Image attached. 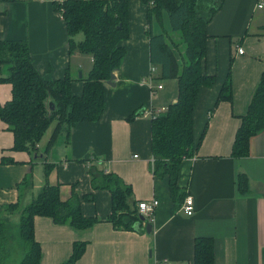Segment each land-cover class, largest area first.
I'll return each mask as SVG.
<instances>
[{
    "label": "crops",
    "instance_id": "0c3cea01",
    "mask_svg": "<svg viewBox=\"0 0 264 264\" xmlns=\"http://www.w3.org/2000/svg\"><path fill=\"white\" fill-rule=\"evenodd\" d=\"M129 23L126 54L113 72L115 85L105 86L98 121L77 124L67 137L62 130L50 145L58 124L53 121L36 157L12 149L13 134L0 120V215L20 193L22 203H28L48 181L60 186L61 199L72 189L79 195L93 193L92 200L81 201V210L98 221L75 231L36 215L39 264H61L76 240L86 246L75 264H191L198 236L213 239L214 264H264V128L250 138L248 156H231L241 116L264 71V0H224L206 25L203 70L214 81L200 89L192 113L195 151L182 160L177 180L193 200L191 215L174 205L167 178L152 171L151 113L176 101L177 80L160 79L150 64L146 7L140 0L130 2ZM152 28L161 30L155 20ZM0 39L26 40L35 67L47 77H61L70 66L74 77L77 71L80 76L88 72L70 65V57L81 53L69 54L63 18L53 0H0ZM228 73L231 101L219 99ZM81 84L73 81L74 93L80 94ZM10 98L11 84L0 82V103ZM140 108L143 112L129 120ZM45 163L53 165L47 176ZM94 169L118 175L131 186L136 202L158 201L149 233L119 229L106 219L110 192L93 189ZM239 172L247 175L245 193L237 188Z\"/></svg>",
    "mask_w": 264,
    "mask_h": 264
},
{
    "label": "trees",
    "instance_id": "16d2710c",
    "mask_svg": "<svg viewBox=\"0 0 264 264\" xmlns=\"http://www.w3.org/2000/svg\"><path fill=\"white\" fill-rule=\"evenodd\" d=\"M224 0H140L146 7V35L149 60L159 70V78H175L178 95L175 102L163 110L151 113V152L153 173L167 178L170 196L180 206L185 191L178 186L180 164L194 154L192 113L202 86H211L214 76L203 70L206 56V25ZM131 0H53L66 31L69 54L79 52L91 57V67L85 75L74 77L69 68L61 77L40 73L31 58L26 40L0 39V82L11 84L10 100L0 103V120L13 134L12 149L38 153V143L50 124L57 120L50 145L62 130L67 135L79 123L96 122L105 107L106 80L117 70L126 54L124 42L130 33ZM164 16L169 31L163 26ZM154 20L161 30L153 31ZM81 34L79 40L75 36ZM171 34H176L173 38ZM81 81V92L73 91V81ZM219 99L231 101L230 73L222 86ZM143 112L137 109L129 116ZM264 128V71L252 93L246 114L236 130L231 156H248L249 141ZM8 162H13L8 159ZM5 162V160H4ZM45 163V175L52 168ZM94 190L110 192L111 210L107 220L119 229L144 232L150 223L138 210L132 189L112 172L91 171ZM26 180L22 181V184ZM21 184V183H20ZM20 186H18L19 188ZM247 175L239 172L237 188L247 191ZM4 205L0 215V264H8L11 240L17 239L21 255L17 264H39L40 244L34 237V217L47 216L57 224H66L82 231L98 221L81 210L82 200H92L93 193L79 195L74 189L61 199L58 184H45L28 202L20 200ZM14 214L19 216L16 225ZM141 216L143 219H141ZM15 226V227H14ZM15 228V230H14ZM16 232V233H15ZM86 242L72 243L70 255L61 264H75L85 250ZM215 246L211 237L194 240L191 264H214Z\"/></svg>",
    "mask_w": 264,
    "mask_h": 264
},
{
    "label": "rangeland",
    "instance_id": "374dc122",
    "mask_svg": "<svg viewBox=\"0 0 264 264\" xmlns=\"http://www.w3.org/2000/svg\"><path fill=\"white\" fill-rule=\"evenodd\" d=\"M165 24H166V27L169 28V22H168L167 18H165ZM81 36H82L81 34L76 35L75 40H79V38H81ZM70 65L81 66L82 67L81 70L87 72L88 69H90V67H91V57H89L86 54L72 55L70 57ZM72 68L73 67H71V66L69 67V69L71 71H73ZM76 75H77V77H79L78 71L76 72ZM18 219H19V216L17 214H14L12 217V222L16 225V230L14 228L15 231H17ZM9 244H10L11 250L9 252L8 264H17L18 260L20 259V255H21V246H19L17 239L11 240L9 242Z\"/></svg>",
    "mask_w": 264,
    "mask_h": 264
},
{
    "label": "built area",
    "instance_id": "2783aa9c",
    "mask_svg": "<svg viewBox=\"0 0 264 264\" xmlns=\"http://www.w3.org/2000/svg\"><path fill=\"white\" fill-rule=\"evenodd\" d=\"M259 7L262 6V4L258 5ZM238 53H243V49L239 46L237 47ZM158 88H161V85L158 86ZM164 107H162L160 110H163ZM155 113V112H154ZM158 204V201L156 199H151V200H143L139 201L137 206L139 212L150 221L153 218L154 211L156 209V206ZM181 208L184 211L185 214L191 215L193 212V200L189 195H186L184 197V200L181 204Z\"/></svg>",
    "mask_w": 264,
    "mask_h": 264
},
{
    "label": "water",
    "instance_id": "95a60500",
    "mask_svg": "<svg viewBox=\"0 0 264 264\" xmlns=\"http://www.w3.org/2000/svg\"><path fill=\"white\" fill-rule=\"evenodd\" d=\"M81 75V72H79V76ZM114 79H115V75L114 73L112 72L110 77L106 80V84H109V85H112L114 86L115 85V82H114ZM141 219H143V217L141 216ZM151 224L150 223H147L146 224V227H145V231L147 233H149L151 231Z\"/></svg>",
    "mask_w": 264,
    "mask_h": 264
}]
</instances>
